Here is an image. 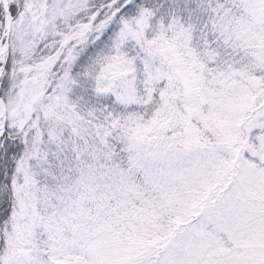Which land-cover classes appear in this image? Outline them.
I'll return each instance as SVG.
<instances>
[{
	"label": "snow or ice",
	"instance_id": "obj_1",
	"mask_svg": "<svg viewBox=\"0 0 264 264\" xmlns=\"http://www.w3.org/2000/svg\"><path fill=\"white\" fill-rule=\"evenodd\" d=\"M0 264H264V0H0Z\"/></svg>",
	"mask_w": 264,
	"mask_h": 264
}]
</instances>
